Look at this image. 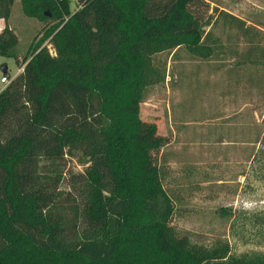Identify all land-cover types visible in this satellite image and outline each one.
<instances>
[{
    "label": "trees",
    "instance_id": "16d2710c",
    "mask_svg": "<svg viewBox=\"0 0 264 264\" xmlns=\"http://www.w3.org/2000/svg\"><path fill=\"white\" fill-rule=\"evenodd\" d=\"M15 1L0 0V57L19 65ZM212 1L81 0L72 12L67 0H19L45 33L0 93V264H264L178 237L162 180L170 140L140 116L149 76L166 78L154 57L181 49L233 63L264 113V32Z\"/></svg>",
    "mask_w": 264,
    "mask_h": 264
},
{
    "label": "rangeland",
    "instance_id": "374dc122",
    "mask_svg": "<svg viewBox=\"0 0 264 264\" xmlns=\"http://www.w3.org/2000/svg\"><path fill=\"white\" fill-rule=\"evenodd\" d=\"M67 1L74 12L81 0ZM210 8L264 32V0H213ZM10 26L19 39L14 52L20 64L0 57V93L7 86L4 69L10 78L20 75L29 46L45 33L44 25L22 14L19 0ZM215 35L225 46L234 38L220 26ZM154 64L166 78L149 76L140 116L170 140L162 153V180L174 206L172 227L178 237L226 261L264 257V144L257 141L264 132L263 98L248 93L229 72L233 63L222 57L203 61L181 49L175 57L155 56ZM69 170L82 168L72 162ZM66 176L63 193L72 184Z\"/></svg>",
    "mask_w": 264,
    "mask_h": 264
},
{
    "label": "built area",
    "instance_id": "2783aa9c",
    "mask_svg": "<svg viewBox=\"0 0 264 264\" xmlns=\"http://www.w3.org/2000/svg\"><path fill=\"white\" fill-rule=\"evenodd\" d=\"M15 78V77H14ZM14 78H8V77H3L2 78V83H5L7 86H9L10 85V83H11V81H12V79H14ZM6 86V87H7Z\"/></svg>",
    "mask_w": 264,
    "mask_h": 264
},
{
    "label": "crops",
    "instance_id": "0c3cea01",
    "mask_svg": "<svg viewBox=\"0 0 264 264\" xmlns=\"http://www.w3.org/2000/svg\"><path fill=\"white\" fill-rule=\"evenodd\" d=\"M11 27V26H10ZM5 28V23L3 20H0V34L3 32ZM13 30V29H12ZM8 70V69H7ZM16 77V76H15Z\"/></svg>",
    "mask_w": 264,
    "mask_h": 264
},
{
    "label": "water",
    "instance_id": "95a60500",
    "mask_svg": "<svg viewBox=\"0 0 264 264\" xmlns=\"http://www.w3.org/2000/svg\"><path fill=\"white\" fill-rule=\"evenodd\" d=\"M5 75L7 74V68L4 69Z\"/></svg>",
    "mask_w": 264,
    "mask_h": 264
}]
</instances>
